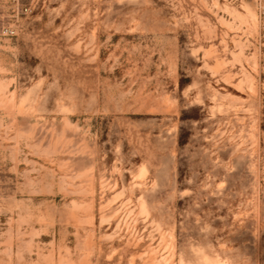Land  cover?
<instances>
[{
	"label": "rangeland",
	"instance_id": "1",
	"mask_svg": "<svg viewBox=\"0 0 264 264\" xmlns=\"http://www.w3.org/2000/svg\"><path fill=\"white\" fill-rule=\"evenodd\" d=\"M0 264H264V0H0Z\"/></svg>",
	"mask_w": 264,
	"mask_h": 264
}]
</instances>
